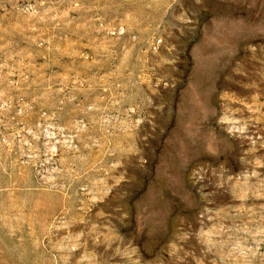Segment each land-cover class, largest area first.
Wrapping results in <instances>:
<instances>
[{
	"label": "rangeland",
	"instance_id": "rangeland-1",
	"mask_svg": "<svg viewBox=\"0 0 264 264\" xmlns=\"http://www.w3.org/2000/svg\"><path fill=\"white\" fill-rule=\"evenodd\" d=\"M0 264H264V0H0Z\"/></svg>",
	"mask_w": 264,
	"mask_h": 264
},
{
	"label": "bare ground",
	"instance_id": "bare-ground-1",
	"mask_svg": "<svg viewBox=\"0 0 264 264\" xmlns=\"http://www.w3.org/2000/svg\"><path fill=\"white\" fill-rule=\"evenodd\" d=\"M48 144V143H47ZM51 145V144H50ZM52 152V151H51Z\"/></svg>",
	"mask_w": 264,
	"mask_h": 264
}]
</instances>
